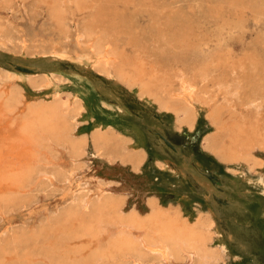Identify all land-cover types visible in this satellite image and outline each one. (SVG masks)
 Listing matches in <instances>:
<instances>
[{"label": "bare ground", "instance_id": "bare-ground-1", "mask_svg": "<svg viewBox=\"0 0 264 264\" xmlns=\"http://www.w3.org/2000/svg\"><path fill=\"white\" fill-rule=\"evenodd\" d=\"M5 1L7 9L16 5ZM38 2L49 7L55 23L58 58L73 56L116 87H136L139 97L170 113L177 131H193L201 109L212 126L203 148L226 163L255 168L251 163H257V148H264V53L249 54L238 64L228 48L248 20L264 28V0H216L218 9L227 4L242 14L223 18L212 28H201L181 10L168 9L166 0ZM246 9L252 10L251 18L244 16ZM4 29L0 41L21 40L25 46L19 32ZM262 38L253 45L256 49L261 44L264 50V34ZM53 83L43 75L18 76L0 68V217L23 209L26 198L32 203L39 192L66 191L65 200L38 225L2 235L0 264L135 263L192 254L208 264L222 259L225 251L211 231L214 219L183 221L159 200L150 201L149 210L141 213L126 206L125 196L81 175V159L90 144L110 161H127L142 151L130 150V139L110 126H97L89 137L80 135V117L86 111L82 100L60 93L46 97ZM61 153L68 154L69 163L61 160ZM30 240L39 246L28 248Z\"/></svg>", "mask_w": 264, "mask_h": 264}, {"label": "rangeland", "instance_id": "rangeland-1", "mask_svg": "<svg viewBox=\"0 0 264 264\" xmlns=\"http://www.w3.org/2000/svg\"><path fill=\"white\" fill-rule=\"evenodd\" d=\"M166 1L171 3L168 9L181 10V15L201 28H212L223 18L234 20L242 14H236L227 4L226 8L218 9L216 0H206L202 5L195 0ZM11 2L15 7L7 9L9 3L0 0V29L19 32L26 41L22 46L21 40L8 43L2 38L0 68L18 76L52 78L54 83L47 89L46 97L60 93L63 98H79L85 106L78 128L80 135L89 137L97 126H110L119 136L130 139V150L139 149L142 152L137 154L144 155V158L129 156L123 162L120 158L110 161L106 155L98 156L90 144L88 153L81 159L84 161L81 175L94 185L102 184L108 192L125 196L126 206H134L141 213L149 210L150 201L159 200L161 206L165 204L163 207L179 214L183 221L186 217V221L196 222L200 216L214 219L216 227L211 231L225 255L212 264H264V148H257V163H251L255 166L251 170L219 159L202 146L212 126L201 109L193 131H177L170 113L158 111L149 100L139 97L136 87H116L93 68L86 70L73 56L58 58L54 50L59 38L48 6L38 0ZM251 12L246 9L244 16L251 18ZM247 23L246 30L232 35L228 48L238 64L249 54L264 53L261 44L258 49L253 46L263 40L264 28L254 26L250 20ZM60 157L65 164L69 163L68 154L61 153ZM63 193L66 191H47L46 195L39 192L41 195L32 203H28L31 197H27L23 209L0 217V239L4 234L9 237L26 226L38 225L46 213L65 200ZM27 244L35 249L40 243L30 240ZM108 263L208 264L199 261L196 254L183 259H146L135 263L109 260Z\"/></svg>", "mask_w": 264, "mask_h": 264}]
</instances>
